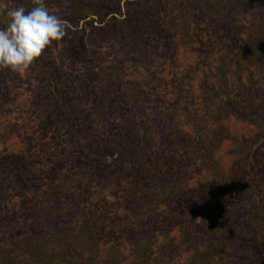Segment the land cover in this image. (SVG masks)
Instances as JSON below:
<instances>
[{
	"label": "rangeland",
	"instance_id": "1",
	"mask_svg": "<svg viewBox=\"0 0 264 264\" xmlns=\"http://www.w3.org/2000/svg\"><path fill=\"white\" fill-rule=\"evenodd\" d=\"M78 1L96 7L105 19L92 16L97 20L91 23L76 16L70 0H43L65 25V36L39 57L63 80L58 99H49L45 76L35 64L23 73L0 69V259L12 254L16 264H32L31 256L21 253L23 239L45 244L52 241L54 231L72 224L69 227L82 231L80 244L85 248L84 228L95 227V218H99L105 220L106 228L99 263L132 264L130 240L137 235L149 242L151 236L156 238L158 264L165 249L163 264H184V254L194 250L196 242L185 240L187 234L178 219L165 237L162 219L168 206L154 201L143 217L132 214L113 200L119 193L113 190L114 195L110 194L108 171H95L96 155L106 152L105 144L112 149L107 153L115 151L122 157L129 155L126 146L134 147L148 169L163 167L184 189L197 192L214 189L207 171L213 162L234 178L231 169L236 161L223 144L214 143V124L223 119L242 138L250 127L239 120L215 117L211 104L201 98L191 104L185 99L189 92L182 85L192 76L182 73L175 34L183 11L191 20L193 48L203 57L198 64L210 67L211 60L221 58L229 68L241 69L246 62L239 43L247 41L238 35L243 29H254L259 19L254 7L264 0H237L234 9L215 8L217 0H183V9L180 0H135V5L128 0ZM1 2L4 16L12 8L29 11L35 6V0ZM6 24L7 17L0 20L1 28ZM200 72L196 67L191 74L196 79ZM84 79L89 83L84 84ZM171 87L176 97L167 95L173 94ZM257 99L258 104L263 102L260 96ZM67 103L78 108L85 120V135L77 139L62 120ZM131 109V117L126 116ZM96 112L106 117L97 131L93 128L99 122L94 118ZM202 133L207 142L203 158L188 157L194 139ZM117 140L123 141V151L115 144ZM2 162L16 168L18 178H7ZM85 173L90 177L80 179ZM216 191L226 202L241 200L236 192ZM57 200L68 208V214L59 215L54 206ZM223 252L224 260L233 256L244 264L264 261L257 247L232 245Z\"/></svg>",
	"mask_w": 264,
	"mask_h": 264
},
{
	"label": "trees",
	"instance_id": "2",
	"mask_svg": "<svg viewBox=\"0 0 264 264\" xmlns=\"http://www.w3.org/2000/svg\"><path fill=\"white\" fill-rule=\"evenodd\" d=\"M70 1L79 19L88 18L91 23L97 20L92 16L105 19L96 7L86 6L78 0ZM236 1L217 0L215 8L225 6L234 9ZM2 3L0 4L4 6ZM127 3L135 5V0H128ZM180 3V9H183V0H180ZM254 9L259 15V19L253 23L254 29H243L238 35L242 41H247L245 44L239 43L243 54L245 52L246 62L241 69L235 65L229 68V65L221 61V58H218L216 62L211 60L210 67L198 64L200 58L203 57L193 48L195 43H192L191 20L183 11L180 12L178 31L175 34L179 63L183 68L182 73L185 72L192 76L186 78L182 85L188 88L189 92L188 96H184L185 99H189L191 104L201 98L203 102L211 104L215 117L232 118L250 127L247 129L248 135L242 138L233 134L229 126L222 121L223 119H217L214 124V143L223 144L224 151L229 150L228 156L233 155V161H236L231 169L234 172V178L232 174L229 176L226 170L213 162L214 164L212 163L207 171L214 189L206 190L208 193L197 192L184 189L173 175L163 170V167L155 166L148 169L134 147L130 146L129 149L126 146L129 155L122 157L115 151L107 153L112 149L105 144L106 152L96 155L95 171H108L107 181L110 194L114 195L113 190L119 193L114 196L113 200L120 201L121 205L132 214L143 217L150 202L154 201L168 206L162 219L165 225V237L169 235L174 221L178 219L180 226L186 231L185 240L196 242L195 249L188 250L184 254L182 258L184 264H222L221 261H224V264H244L235 260L233 256L227 260L222 259L225 253L223 251L232 245L260 248L264 256V204L261 202L264 199V52L260 51H264V13H261L264 11V2L263 4L259 2V6H255ZM0 20H6V15L4 16L1 12ZM234 28L237 29V26ZM127 36L134 39L133 35L127 34ZM132 44L130 43V46ZM137 49L135 47V50ZM34 64L45 76L49 99L53 101L58 99L62 95L60 90H62L63 80L57 79L52 67L45 65L39 58ZM136 67L143 72V67L141 68L140 65ZM196 67L201 68V72L195 79L191 72ZM83 83L86 84L89 81L84 79ZM167 89L165 86V92ZM172 91H174L173 94L171 92L167 94L170 98L176 97L174 94L176 90L172 89ZM257 96L263 100L261 104H258ZM53 101L50 102L53 103ZM102 111L106 114V108ZM97 112L94 118L96 117L99 122L93 125L96 131L101 129L106 121V117L100 116ZM131 114L132 109L126 116L131 117ZM62 120L69 124L73 139L85 135V120L81 111L73 104H65ZM123 122L126 123L124 120ZM199 137L194 139L193 148L187 153L190 158L195 156H199V159L203 158L207 142L204 133ZM99 139L102 140V136ZM214 143L212 141L210 144L214 145ZM115 144L120 150H124L122 140H117ZM211 154L210 150L209 156ZM2 163L4 165L1 168L7 169L5 171L7 178L11 180L18 178L16 168L6 165L5 162ZM88 176L89 173H85L79 178ZM94 178L92 176V179ZM216 190L236 192L240 196L238 199L241 200L234 203L226 202L221 200ZM54 206L58 212H61L60 216L69 213L68 208L63 207L60 200L55 201ZM100 221L101 224L96 226ZM94 223L95 227L84 228L83 232L87 240L85 248H82L80 244V232L82 231L69 227L73 226L72 224L68 225L65 230L54 231L52 241L45 244H35L26 238L23 239L21 253L29 254L33 260L32 264H102L98 262L97 257L99 246L103 238H106L105 220L95 218ZM130 246L135 257L132 264L154 262L158 264V256L154 255L156 246L154 236H151L149 242L135 235L130 240ZM165 252L167 253L166 249L160 260L162 263L159 264H163V259H166ZM0 260L1 264H16L12 254Z\"/></svg>",
	"mask_w": 264,
	"mask_h": 264
},
{
	"label": "clouds",
	"instance_id": "3",
	"mask_svg": "<svg viewBox=\"0 0 264 264\" xmlns=\"http://www.w3.org/2000/svg\"><path fill=\"white\" fill-rule=\"evenodd\" d=\"M5 15L6 27L0 28V69L25 72L53 42L65 36V25L43 0H35L29 11L16 7Z\"/></svg>",
	"mask_w": 264,
	"mask_h": 264
}]
</instances>
